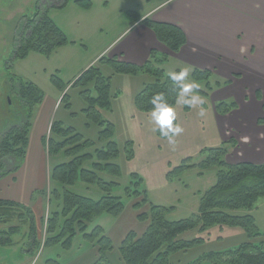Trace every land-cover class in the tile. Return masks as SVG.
<instances>
[{
    "label": "rangeland",
    "instance_id": "rangeland-1",
    "mask_svg": "<svg viewBox=\"0 0 264 264\" xmlns=\"http://www.w3.org/2000/svg\"><path fill=\"white\" fill-rule=\"evenodd\" d=\"M78 1L80 0H66L63 6H59L57 3L60 0H0V138L15 126L14 114H18L8 112L10 106L8 97H11L14 106L15 102L18 103L19 97L14 91L9 96L8 89H15V84L18 88L19 83L35 82L36 85H32L42 96H51L59 100L61 107L57 120H62L66 126L75 128L86 140L98 141L100 126L91 122L82 113L86 106L81 96L83 90L71 88L70 85L75 82L73 81L75 78L76 80L79 78L80 73L83 74L89 62L102 56L110 59L109 54L101 55V52L115 42L129 23L138 16H144L145 12L160 0H89L90 6H83ZM38 8L43 11L48 8L49 17L66 34L69 44L57 48L50 56L31 51L25 58L16 59L20 27L24 21L33 17ZM102 71L105 76H111L113 97L111 110H103L101 115L102 120L109 121L115 126L114 140L120 149L116 163L121 168V176L114 178L107 173L100 176L107 182L118 183L119 186L113 188L114 195L123 199L125 209L118 216L108 213L97 216L90 224V232L95 226H101L115 246L114 252L110 255L112 263L124 264L119 247L130 232L142 236L147 230L148 222L140 220L138 216L150 213L151 205L170 209L166 215L170 222L197 215L203 194L217 183L219 168L204 170L201 167L191 168L170 177L168 172L179 167L187 159L192 160V165H199L207 159L210 149L220 147L221 140L211 123L213 100L209 97L201 96L204 100L203 107L206 109L205 115L201 116L200 106L192 107L191 110L185 109L184 99L190 96L178 95L176 104L173 105L177 116L174 123H178L184 131L176 137L175 145H170L162 138L158 126L150 116V111L147 112L136 105L137 96L145 85L155 81V77L144 73L138 75L116 73L111 67ZM52 76L62 81L65 85L64 90L53 82ZM194 81L196 80L189 75L184 83ZM198 85L199 89H202V84ZM223 94L224 92L220 91L216 93L219 96ZM65 95L69 96L70 110L66 108V103H62ZM72 113L77 115L72 116ZM95 149L86 152H93ZM57 159L52 161L59 163L63 162L64 158ZM134 174L143 179L138 189L145 193L147 191L146 195L148 194L149 204H143L141 209L135 207V204L140 202L138 197H128L126 193L127 188L136 189L131 184V175ZM71 190L77 195L96 201L104 196L98 186H90L83 182H78ZM39 191L35 199L39 196L47 198L48 192ZM52 201L54 207L56 204L59 205L55 196H52ZM54 211L55 209L50 213ZM248 213L250 212L239 211L233 214ZM250 214L255 218L260 233L254 241L264 249V197L256 202ZM23 218L25 221L35 220L37 236L38 238L39 234L41 236V248L27 251L28 231L23 228L20 234L13 237V245L1 248L0 264H45L48 260H58L62 264H90L91 259H94L92 255L94 247L82 235L76 236L68 250L61 245L43 248L47 225L41 223V231L39 230L40 225L32 209L30 212L23 211ZM201 237L208 240L205 245L177 254L172 257L171 264H230L231 256L216 258L209 256L234 250L249 241L242 228L231 226L213 228L204 234L200 233L198 228L184 233L180 240L190 241ZM97 258L96 250V259L91 264L95 263Z\"/></svg>",
    "mask_w": 264,
    "mask_h": 264
},
{
    "label": "trees",
    "instance_id": "trees-1",
    "mask_svg": "<svg viewBox=\"0 0 264 264\" xmlns=\"http://www.w3.org/2000/svg\"><path fill=\"white\" fill-rule=\"evenodd\" d=\"M78 3L83 6L91 5L89 0H80ZM144 24L155 33L158 41L173 53H179L187 43L185 33L175 25L154 22L150 18L145 19ZM19 33L16 59L25 58L31 51L50 56L57 48L69 44L66 34L49 17L48 8L44 11L38 8L31 19L22 23ZM167 60L166 56H161L155 51H152L149 60L143 66L122 62L118 58L103 57L97 65L87 69L72 84L71 88L83 90L81 96L86 106L82 113L91 122L97 123L101 130L98 141L95 142L86 140L75 128L66 127L60 121L52 124L51 135L47 139L48 153L50 157L63 155L67 161L52 170L51 179L56 188L51 194L55 196L59 205L45 223L47 228L43 248L61 245L68 250L72 247L76 236L82 235L97 250L98 258L93 264H113L110 259L111 253L115 250L112 240L101 226H95L90 232V224L97 216L106 213L118 216L125 209L123 199L114 195L113 188L119 186L118 183L107 182L100 176L105 173L114 178L121 176V168L116 163L120 149L114 140L115 126L109 121L102 120L101 115V111L111 110L113 97L111 76H105L101 66L108 65L116 73L131 75L144 73L154 76L155 81L145 85L136 98L138 108L149 112L153 107L151 99L156 94L162 93L172 106L178 99L179 89L164 69ZM191 77L196 80L195 83L202 84V89H195L194 93L204 98H210L213 92L232 84L230 80L220 81L214 78L211 71L201 69H195ZM52 79L60 88L65 89V85L58 77L52 76ZM16 91L21 113L17 117L15 126L0 138V180L11 172L7 169L6 161L14 162L10 164L13 167L12 171L21 168L29 145L33 109L42 102L43 98L32 83H19ZM115 95L117 96V93ZM62 103H66L68 110L71 109L68 95L62 98ZM215 107L220 114L227 115L235 110L237 105L221 102ZM185 109L191 110L192 107L185 105ZM92 148L96 149L93 152H86ZM228 152L227 146L213 148L210 149L207 159L199 165H192V160L187 159L179 167L168 172L170 177L191 168L201 167L203 170L219 168L217 183L203 194L196 216L170 222L166 218L170 209L152 205L150 213L138 216L140 220L148 222L149 226L142 236L130 232L120 245L119 254L124 264H171L172 257L205 245L208 241L202 237L190 241L180 240L184 233L199 228L200 233L204 234L213 228L224 226L242 228L249 241L234 250L212 255L209 258L231 256L230 264H264L263 246L254 241L260 233L255 218L250 214L256 202L264 197V164H229L226 160ZM78 182L98 186L104 193L103 198L96 201L75 194L71 189ZM142 182L143 179L138 175H131V184L136 189H126L128 197H138L140 202L135 204L137 209H141L143 204H149L147 191L145 193L138 189ZM23 211L30 212V209L19 203L0 199V250L13 245V237L20 234L23 228L28 231L27 251L41 248L42 243L37 236L35 220L25 221ZM239 211L250 213L233 214ZM45 264L62 263L58 260H48Z\"/></svg>",
    "mask_w": 264,
    "mask_h": 264
},
{
    "label": "crops",
    "instance_id": "crops-1",
    "mask_svg": "<svg viewBox=\"0 0 264 264\" xmlns=\"http://www.w3.org/2000/svg\"><path fill=\"white\" fill-rule=\"evenodd\" d=\"M63 1L57 4L62 6ZM148 18L175 25L185 33L187 43L179 53H173L158 41L144 24ZM152 51L168 58L164 63L168 74L190 65V76L195 69H201L211 71L220 81L232 82L211 94V123L221 140L220 146L228 147L229 164H264V0H160L144 16L129 23L101 55L109 54L111 59L143 66ZM101 58L86 64L84 72ZM101 67L110 69L108 65ZM219 91L224 94L216 95ZM218 102L235 103L237 108L222 115L215 107ZM60 107L59 100L43 96L33 109L29 145L21 168L12 171L10 164L14 162L6 161L11 172L0 180V199L32 209L40 231L41 223L45 224L50 212L58 207L52 201L51 193L56 188L52 170L67 161L63 155L50 157L47 148L52 124L60 121L66 126L57 120ZM60 157L63 162L52 161ZM39 190L48 192L47 198L35 199ZM40 237L39 234V240ZM93 250L90 264L96 259V249Z\"/></svg>",
    "mask_w": 264,
    "mask_h": 264
},
{
    "label": "clouds",
    "instance_id": "clouds-1",
    "mask_svg": "<svg viewBox=\"0 0 264 264\" xmlns=\"http://www.w3.org/2000/svg\"><path fill=\"white\" fill-rule=\"evenodd\" d=\"M191 71L192 66L189 65L182 68L179 72L169 73V78L176 87H178V95L183 97L190 96V98L184 99V104L188 107L200 106L199 114L203 116L206 113V109L203 107L204 100L198 93H194V90L198 89L199 85L195 82L184 83V81L188 79ZM151 104L153 107L150 110V116L153 122L158 126L162 138H164L168 144L175 145L176 137L184 131L178 123H174L177 119L175 108L165 100L162 93L156 94L151 99ZM246 139L247 138H245V140Z\"/></svg>",
    "mask_w": 264,
    "mask_h": 264
},
{
    "label": "flooded vegetation",
    "instance_id": "flooded-vegetation-1",
    "mask_svg": "<svg viewBox=\"0 0 264 264\" xmlns=\"http://www.w3.org/2000/svg\"><path fill=\"white\" fill-rule=\"evenodd\" d=\"M17 87V86H16ZM15 87V89L17 90V88ZM14 88H9L8 89V95L11 96V92L14 91L16 92L15 94L18 95V92L15 90ZM16 100V99H15ZM20 104H18L17 102H15V106L13 105L11 108L8 106V112L9 114H14L15 112H18V114H14L15 115V122H17V117L18 115L21 113V108H20ZM19 108V109H18Z\"/></svg>",
    "mask_w": 264,
    "mask_h": 264
},
{
    "label": "water",
    "instance_id": "water-1",
    "mask_svg": "<svg viewBox=\"0 0 264 264\" xmlns=\"http://www.w3.org/2000/svg\"><path fill=\"white\" fill-rule=\"evenodd\" d=\"M9 104H10V106H12V101L9 99Z\"/></svg>",
    "mask_w": 264,
    "mask_h": 264
}]
</instances>
